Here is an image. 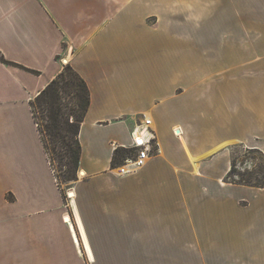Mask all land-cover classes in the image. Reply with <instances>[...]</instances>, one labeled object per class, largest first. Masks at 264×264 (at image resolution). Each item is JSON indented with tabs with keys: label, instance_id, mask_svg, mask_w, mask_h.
Here are the masks:
<instances>
[{
	"label": "crops",
	"instance_id": "obj_1",
	"mask_svg": "<svg viewBox=\"0 0 264 264\" xmlns=\"http://www.w3.org/2000/svg\"><path fill=\"white\" fill-rule=\"evenodd\" d=\"M60 58L90 90L62 186L30 109ZM145 118L159 151L120 175L113 150ZM250 135L264 0H0V264H264V185L226 181Z\"/></svg>",
	"mask_w": 264,
	"mask_h": 264
},
{
	"label": "trees",
	"instance_id": "obj_2",
	"mask_svg": "<svg viewBox=\"0 0 264 264\" xmlns=\"http://www.w3.org/2000/svg\"><path fill=\"white\" fill-rule=\"evenodd\" d=\"M1 60L8 62L3 58ZM89 92L82 76L67 64L30 101L33 118L59 186L78 178V163L81 159L78 134L89 106ZM128 152L132 150L125 147L114 148L111 165L115 167L123 162L122 159ZM54 159L57 160L59 169L55 167ZM233 172L231 166L226 181L240 184L235 180H228ZM262 183L263 180L248 185L261 187Z\"/></svg>",
	"mask_w": 264,
	"mask_h": 264
},
{
	"label": "rangeland",
	"instance_id": "obj_3",
	"mask_svg": "<svg viewBox=\"0 0 264 264\" xmlns=\"http://www.w3.org/2000/svg\"><path fill=\"white\" fill-rule=\"evenodd\" d=\"M257 24L250 25V28L252 31L257 30ZM234 58L235 56H232L231 63H234ZM255 61V56H249L247 62L248 63H254ZM66 66V64H64ZM240 74L239 69L236 68L235 70L230 72V77L231 75L233 76H238ZM251 107V106H250ZM251 113L248 109L244 110L243 116L245 117L246 120H250L248 116L251 117ZM40 113L38 112V118L40 119ZM253 127H247L245 125V130L244 131H252ZM264 141V137L261 136H249V138L246 137V140L243 141L242 143H239V146H236L235 148L231 149V154H232V167L234 169V172L230 174L228 180H235L237 181L239 186L241 188L246 187H251L248 184H256L259 183L260 181L264 180V153L256 149L255 146L257 144V141ZM235 144L236 141H230L227 142V147ZM51 146V144H49ZM114 151V150H113ZM128 154V153H126ZM125 154V155H126ZM57 160L54 159V165L57 169H59V166L56 162ZM114 170H116V166L114 167ZM79 171H77V176H79ZM264 182V181H263ZM68 183V182H67ZM264 183H262V186ZM65 186V185H64ZM243 186V187H242ZM261 186V187H262ZM66 187V186H65ZM71 192V191H70ZM240 196H243V200H239V205L240 206H246L247 201L249 203H252L253 201V207L257 208V202L256 200L254 201V194L253 191L249 190H244V191H239ZM69 194L66 193V197H68Z\"/></svg>",
	"mask_w": 264,
	"mask_h": 264
},
{
	"label": "built area",
	"instance_id": "obj_4",
	"mask_svg": "<svg viewBox=\"0 0 264 264\" xmlns=\"http://www.w3.org/2000/svg\"><path fill=\"white\" fill-rule=\"evenodd\" d=\"M61 63H64V59ZM130 142L120 147L129 148L132 152H128L122 159L123 162L116 165L117 173L120 175L134 172L140 168L149 157L158 153V144L155 140L153 132L150 130V119L145 118L144 122L140 121L134 128L130 129Z\"/></svg>",
	"mask_w": 264,
	"mask_h": 264
},
{
	"label": "bare ground",
	"instance_id": "obj_5",
	"mask_svg": "<svg viewBox=\"0 0 264 264\" xmlns=\"http://www.w3.org/2000/svg\"><path fill=\"white\" fill-rule=\"evenodd\" d=\"M66 219L68 220V217L66 216Z\"/></svg>",
	"mask_w": 264,
	"mask_h": 264
}]
</instances>
